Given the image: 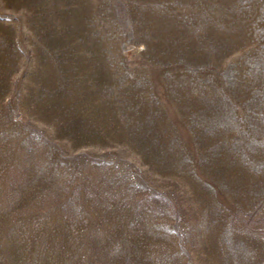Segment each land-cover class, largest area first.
Wrapping results in <instances>:
<instances>
[{
	"label": "rangeland",
	"instance_id": "rangeland-1",
	"mask_svg": "<svg viewBox=\"0 0 264 264\" xmlns=\"http://www.w3.org/2000/svg\"><path fill=\"white\" fill-rule=\"evenodd\" d=\"M0 264H264V0H0Z\"/></svg>",
	"mask_w": 264,
	"mask_h": 264
}]
</instances>
